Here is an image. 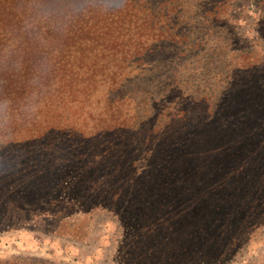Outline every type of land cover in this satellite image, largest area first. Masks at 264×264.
Masks as SVG:
<instances>
[{
    "label": "trees",
    "instance_id": "obj_1",
    "mask_svg": "<svg viewBox=\"0 0 264 264\" xmlns=\"http://www.w3.org/2000/svg\"><path fill=\"white\" fill-rule=\"evenodd\" d=\"M157 1L0 0V147L12 143L28 157L20 169L58 138L78 159L53 169L50 155L28 188L16 178L11 186L3 171L2 224L20 213L46 215V226L49 218L65 222L72 213L60 200L67 190L78 211L115 207L132 225L120 244L127 264H218L232 259L251 228L264 224V69L255 71L259 75L251 69L246 74L254 79L236 83L244 54L262 58L251 44L264 41V0H162L151 8ZM237 5L258 10L256 39L246 42L235 30L230 11ZM233 45L238 48H224ZM218 50L231 60L219 58L214 71L210 63ZM204 67L211 77L224 76L227 105L221 107L222 97L196 96L194 104L211 99L207 116L186 106L159 133L154 121L147 130L154 147L139 150L145 123L131 122L128 88L142 85L144 93H154L142 80L152 74L162 94L157 103L148 99L149 107L159 105L154 117L160 119L167 100L169 118L175 100L190 95L189 77ZM142 152L150 159L138 166ZM101 163L114 166L115 187L99 184ZM0 264L56 263L24 256L0 258Z\"/></svg>",
    "mask_w": 264,
    "mask_h": 264
},
{
    "label": "rangeland",
    "instance_id": "obj_2",
    "mask_svg": "<svg viewBox=\"0 0 264 264\" xmlns=\"http://www.w3.org/2000/svg\"><path fill=\"white\" fill-rule=\"evenodd\" d=\"M160 5H162V0L150 4V7L156 9V7ZM234 8L235 10H231L230 13L231 17L235 18L231 20L237 33L241 34L242 38L247 40L246 42L256 39V19L258 16V10L244 7L239 9L238 5ZM237 16L239 17V22L236 19ZM251 45H253L256 50L261 51L262 58L259 60L254 55V53L253 56L244 54L243 58L240 60L241 63L237 66L239 75L238 81H236V83L238 84L241 81L246 83L249 81V78L254 79V77H256L247 76L246 73H249L251 69L254 70L252 75H259V70L262 69L261 71H263L264 69V41H257L255 44ZM235 47L237 46H225L224 48L228 50L227 52H229L231 48ZM251 49L252 47L249 48V51H252ZM216 53L217 55L213 54V58L211 59L212 61L210 63V66L214 67V71L219 68V58L221 61H225L224 63H229L231 60V55L227 54L225 55V60L221 54V50H218ZM164 68L166 67L160 68L162 69V78L163 76L166 78V76L169 74L163 71ZM231 68L233 69V67L227 66L224 68V70H227L229 73L228 70ZM190 70H192L194 74H198L200 72L199 67H197L195 64L191 65ZM209 70L210 68L204 67L198 77H189L190 80H194V84H189L188 86L189 91H186L187 93H190V95L181 96V98H186L183 104L179 103L181 98H177L175 100V104L170 110L169 118L165 117L164 112V109L168 104L167 100L165 101L166 103H162V108H160L161 112L164 114L160 119L154 117L156 115L157 109L159 111V105L155 104L152 108L149 107L150 103L148 104V99L155 97L153 102H156L157 98L161 97L162 94V91H158L157 83L155 84L157 80H153L154 76H152V74H147L144 78H142V80H148L150 82V86L148 87H151L150 91L154 93H151L150 95L144 93V87L142 85L128 88V91L131 92V95H134L133 97L131 96V98H129L130 102L128 105H125L129 108L130 113H132L131 122L137 126L142 122L145 123L143 126L144 129H141V134L144 130H146V134L145 137H143V141L138 144L139 150H142L141 148H145V146L153 148L155 145L147 141V136H152V132H147L149 126L151 124L153 125L152 122H158V124L153 125L152 128L153 131L154 129H158L159 133L164 127L166 128L168 124L173 123L172 120L177 118L179 110L184 109L186 106H189L188 109L190 110V113H200V115H203L204 117L208 115L209 110L211 107H213L211 99H209L208 102H197V104H194L191 99L195 100L196 96L202 97V95L205 93L208 96H212V99L219 98L222 97V93L226 91L223 89L224 85L222 83L224 76L221 75L220 77H211V75H213V71L211 72V70ZM145 73L146 71L143 73V75ZM229 76L232 77V74L229 73ZM197 83H200L199 86L195 85ZM123 89L124 88H122V90ZM239 89L241 88L236 87L235 90L237 91ZM144 96L147 98L143 102ZM224 102H226V98H223L221 102L219 101L221 107L227 105ZM188 103H190V105ZM216 105H218V103H216ZM45 111V109L42 110V112ZM198 115L193 118L195 121L199 120V118H197ZM217 115L220 116L221 114ZM216 117L217 116H215V119ZM175 123L177 122H174V125ZM132 131H135V128L130 130V132ZM79 132L81 133V130ZM134 136V139L136 140L138 138L137 132L134 134ZM39 141L45 144L46 135L41 137V140ZM57 141L59 142L57 143ZM60 143L61 138L56 139V143H53V146L49 151L42 153L39 159L32 162L34 168L31 167V163L29 168L21 169V166L18 164L22 161L27 162L28 157L23 154L26 157L22 158V155L18 154V150L12 143H10L9 146L5 145L0 147V185H3L2 178L4 176L2 172L6 171L10 176L8 182L12 184L11 186L14 188L16 187L15 182H12V180L16 178L17 185L20 188H28V186L30 184H34L35 180L40 176L39 171H37V169L40 168V164H43V169L48 167L46 164L50 155L56 159V165L53 167V169H56L60 165L67 164L68 161L78 160L71 159V157H69L64 151L67 146V142L64 146H61L64 144V141L62 142L63 144ZM54 145L56 147L57 145L60 146L54 148ZM129 147L130 149L132 148L131 145H129ZM123 150H125L124 152H127L126 148H123ZM149 159L150 156L144 152L139 153V155L136 156V162H138L137 165L139 166L140 164H146ZM53 164V162L50 163V165ZM99 167V184L102 186L112 185L115 187L116 185L113 184L116 176L113 174L114 166L112 163H109V166L107 167L104 163H101ZM61 195L62 198L60 200L65 202L64 209L67 213H72L70 216L64 218L65 222H61L60 224L56 218H49V225L46 226L41 220V218H45L44 216L46 215L38 214V216H34L30 213H20L18 214L17 218L9 216V219L4 221L2 224L5 212H0V258L7 259L25 256L43 259L56 264H127V260L125 258L126 255H124L125 253L120 252V244L124 234H126L132 228V225H127L125 223V221L119 215L117 209H115V207L114 209L110 210L96 207L90 212L82 213L78 211V207L71 205L74 204L76 200L71 196L70 193L67 192V190L62 192ZM32 212L33 211H31V213ZM5 222H8V225ZM249 231V235H247L240 242L242 243L244 241L235 252L236 254L232 257V259L227 260V257H224V259L218 264L264 263V224H262L257 229L251 228Z\"/></svg>",
    "mask_w": 264,
    "mask_h": 264
}]
</instances>
